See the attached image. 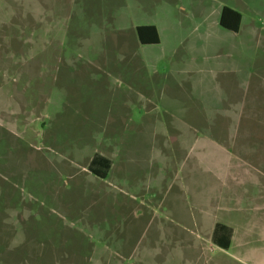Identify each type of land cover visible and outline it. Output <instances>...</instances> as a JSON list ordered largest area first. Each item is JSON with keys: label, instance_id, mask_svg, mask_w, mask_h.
Returning a JSON list of instances; mask_svg holds the SVG:
<instances>
[{"label": "rangeland", "instance_id": "374dc122", "mask_svg": "<svg viewBox=\"0 0 264 264\" xmlns=\"http://www.w3.org/2000/svg\"><path fill=\"white\" fill-rule=\"evenodd\" d=\"M224 6L238 32L220 25ZM139 24L161 42L141 44ZM97 152L114 167L91 182ZM127 153L162 177L200 160L170 195L177 212L156 203L146 231L112 190ZM194 193L237 227L228 251L209 245ZM219 195L243 208L216 210ZM0 264H264V0H0Z\"/></svg>", "mask_w": 264, "mask_h": 264}, {"label": "crops", "instance_id": "0c3cea01", "mask_svg": "<svg viewBox=\"0 0 264 264\" xmlns=\"http://www.w3.org/2000/svg\"><path fill=\"white\" fill-rule=\"evenodd\" d=\"M221 13H220V16H221ZM241 24H242V21H241ZM139 25H147V24H139ZM139 25L136 26V32H137V27ZM154 25H156V24H154ZM240 28H241V25H240ZM240 28H239V30H240ZM239 30L234 31V32H238ZM158 31H159V28H158ZM137 36H138V33H137ZM160 42H161V37H160ZM145 45H151V44H145ZM154 104L155 103H152L150 101L145 102V104H144V105H146L145 107H147V114L155 117L153 119V122H152L153 126H154L153 128L156 130H161L162 128L165 131L169 130V127L164 126L162 123L163 121L159 117H156L157 108H156V105H154ZM176 104H177V102L173 100V101L166 102L165 106L171 107L170 110H172L174 114L172 115L173 120H170V122H171L172 126H175L176 130L181 132L182 130L187 128V126L185 124H178V123H183L185 121V119L178 117V113H177L178 112V108H177L178 104L177 105ZM130 116L131 115L129 113H127L123 117V120L127 121V123L133 122V121H131ZM156 119H158V121H160L157 123V126H156ZM167 123H169V122H167ZM129 127H131V126L129 125ZM177 137H181L184 139L185 138L190 139L192 137L191 131L188 133H185L184 135H178L177 134ZM186 142H187V140H186ZM190 143L191 142L189 141L188 144L191 147H189V146L188 147L190 148V152H191L192 150L194 151L195 143L194 144H190ZM192 153L193 152H191V154ZM100 154H102V153H100ZM105 157H107V156H105ZM108 158L110 159V157H108ZM133 159H137V158L131 157L128 153L125 154L124 162H123V166H122V178H121L122 184H121V186H118V184L114 183L115 185H117V187L115 189H112V190H116L118 192V194H120V202H121L120 207H121V210L123 211L122 215L127 217L130 215V212H132V210H134V212L138 214L137 215L138 218L141 219L140 222H138V224H140L139 229L141 227L142 230H145V229H147L148 226L150 227L152 225V223L156 217V211L159 209V208L157 209L156 203H159L158 205H161L160 203L162 201H167L168 202L167 204H169V206L171 205V207L174 204V211L177 212L176 205L178 204L179 194L177 192H174L173 197H170V195L175 190V188L178 191L179 187L181 188V185H184L186 183H188V184L191 183L192 185L194 184L193 181L189 180V179H193L192 174L190 172H192V170L195 169V167L200 163L199 162L200 160L197 159L198 161L192 162V160H191L189 162H185V158H183L180 161H176V162L172 163V167H169V170L167 171L170 173V175H169L170 177L167 175H166V177H162L164 175L161 174L160 169H159L158 173H156L155 168L152 167L151 164L150 165L148 164V166L146 165V163L141 164L142 160L140 158H139L140 165H138V168L137 169L133 168V164H131ZM164 163L168 164L169 161H168V163L167 162H164ZM173 164H175V165H173ZM228 164H226V165H228ZM236 164L237 163H232L231 169ZM238 164H239V166L241 165L240 167H242L241 163H238ZM112 165H111V168L108 172V175L105 178H107L109 176L112 168L114 167L113 163H112ZM144 169L148 170V173L146 174L147 176H149L148 179L141 178L139 176L140 172L143 171ZM183 173H184V176L182 177L181 175ZM188 173H189V175H188ZM93 175H95V174H93ZM187 175H188V180L186 179ZM94 177L95 178H90L89 180L91 182H97L99 179H105V178L98 177L96 175ZM101 181L105 182V180H101ZM188 181H190V182H188ZM109 185H110V183L107 184V186H109ZM101 187H102V189H97V191L105 194L107 192L106 189L104 190V187L103 186H101ZM144 192H146V194H144ZM147 195H150V196H147ZM162 195H163L164 199H162ZM193 195L196 197L195 201H196V204L198 205V207L202 211H205L207 209V212H204L205 214L203 215V218H205V219L203 221L200 220L199 225L201 228L203 227L202 228L203 230L204 229L207 230V233L206 232L205 233H206V236L208 238L209 245L213 244L214 246H216L217 248H219L221 250L228 251L237 243L238 239H240L239 235H238L239 232L237 231V227L235 228L230 223L217 220L216 216H208L210 213V210L212 211V208H213V206H211L212 201H211L209 194L204 198H200V196L197 193H194ZM221 196L222 195H219L217 198L218 203H217L216 210H218V211H229L230 209H232L235 211L236 210L241 211V208H243L241 205L242 199L239 196L233 197V199H231L230 197L222 198ZM243 199H245V197H243ZM137 202H138V204H137ZM231 202L234 203L233 206H231L229 204ZM255 208H256V206H255ZM150 212H153V214L150 215L149 222H145L144 218L148 217L149 216L148 214ZM218 223H222V224L229 226L233 231L232 232V238H231V245L228 249L222 248L221 246L215 244L212 240V236H213L215 226ZM121 242L122 243L120 244L121 245L120 247L122 248V246L124 244H123V241H121ZM124 242H126V241H124ZM124 247L125 246H123V248Z\"/></svg>", "mask_w": 264, "mask_h": 264}, {"label": "trees", "instance_id": "16d2710c", "mask_svg": "<svg viewBox=\"0 0 264 264\" xmlns=\"http://www.w3.org/2000/svg\"><path fill=\"white\" fill-rule=\"evenodd\" d=\"M242 14L229 6H224L220 16V25L226 29L237 31L240 28ZM138 39L142 44H158L160 35L156 25L147 24L137 27ZM112 161L99 153L95 154L89 164V170L98 177L105 178L111 168ZM232 229L222 223L215 226L212 240L222 248L228 249L231 245Z\"/></svg>", "mask_w": 264, "mask_h": 264}]
</instances>
